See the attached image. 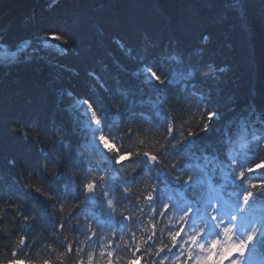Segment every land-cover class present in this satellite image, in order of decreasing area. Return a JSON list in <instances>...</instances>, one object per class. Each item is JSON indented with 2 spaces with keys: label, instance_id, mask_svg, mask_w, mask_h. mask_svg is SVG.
I'll return each mask as SVG.
<instances>
[{
  "label": "trees",
  "instance_id": "trees-1",
  "mask_svg": "<svg viewBox=\"0 0 264 264\" xmlns=\"http://www.w3.org/2000/svg\"><path fill=\"white\" fill-rule=\"evenodd\" d=\"M0 50L18 55L17 61L0 62V205L19 206L0 208V224L8 229L0 230L5 264L22 236L28 237L17 251L22 264H86L90 254L97 264H128L142 254L141 264H159L166 253L157 257L147 248L170 244L167 233L179 215L174 207L159 216L162 204L182 206L180 190L191 198L205 187L173 176L212 180L216 170L212 163L205 167V154L224 163L235 158L245 170L254 166L250 161L264 160V0H0ZM158 98L167 99L160 108L178 137L197 132L172 150L180 156L159 157L169 167L183 162V168L171 175L163 168L155 172L141 157L117 164L106 150L108 158L86 146L95 111L110 146L158 154L166 139L165 119L153 107ZM54 167L56 179L49 175ZM77 173L105 177L94 204L85 201ZM248 176L258 183L264 172ZM25 183L45 184L56 201ZM157 185L160 204L152 213L144 197ZM235 187L226 186V192ZM102 191L119 201L115 211ZM252 204L262 205L255 215L264 219V199ZM17 211L34 218L27 227ZM149 216L157 224L155 243L135 252L150 234ZM68 243L73 252L62 257Z\"/></svg>",
  "mask_w": 264,
  "mask_h": 264
},
{
  "label": "snow or ice",
  "instance_id": "snow-or-ice-1",
  "mask_svg": "<svg viewBox=\"0 0 264 264\" xmlns=\"http://www.w3.org/2000/svg\"><path fill=\"white\" fill-rule=\"evenodd\" d=\"M207 39V37H205ZM172 59H177V57H172ZM148 71V69H145ZM159 76L160 73H157ZM147 79V77H146ZM160 83L166 82L163 78L159 80ZM69 95H71L69 93ZM79 104V101L77 102ZM167 104V99L161 100L158 98L153 104V107L159 106V113L163 115L166 123V131H164V136L166 137L165 142L160 144L158 154H154L151 151H145L139 149L136 153L127 152L123 153L121 150L110 146L108 139L103 133L99 136V141L102 143L103 148L111 153L114 157L115 163L124 164L125 161L131 160L133 157H141L151 164L152 169L155 172H160L161 168L165 169L168 174L171 175L173 170L179 165L183 168V162L178 164H172L170 167L166 165L159 157L164 156L165 153L172 155V159H175L180 155H173V149H177L181 144L188 140L189 137L197 135L196 131L189 130L187 135L181 132L179 137L177 136L176 129L172 124H169L168 113L166 109L161 111L160 106ZM215 113H212L214 117ZM91 119H94L97 124V128L93 131H99V125L102 124V116L97 112H93ZM27 135V132H24ZM253 140L259 142V138L253 136ZM175 141V143H173ZM144 144V141H140ZM243 147V145H241ZM43 151V149H41ZM195 155V153H193ZM203 160L207 164H214L216 175L210 181L208 180H198L192 175H188L185 179L182 175L173 176V179L178 181H183V184L194 185L201 184L205 185L204 190L196 193H191V203L188 201L184 202V206L172 205L170 203H163L161 209L158 213L159 216L163 217L166 213L171 211L174 207L176 212L179 214L177 217L178 224L175 226V230H169L167 235L170 240L169 243H155L154 238L157 236V224L152 216H149V221L151 222L150 234L147 235V239H141L134 248L135 252H140L141 248L147 243V241H154L155 251L152 247L147 248L148 254H154L160 257L161 253H166L160 260L159 264H165L169 260L170 255H174V259L171 264H206L207 261L212 260L213 255H215L214 264H224V261L228 259L229 264H264V219H249L247 217L248 207L257 198L264 199V178H261L258 183L253 182L248 174H254L257 171L264 172V160L259 162L250 161L254 164L253 167H248L246 170L243 164L237 165V160L233 158L230 162L224 163L223 161L217 162L215 156L209 157L208 155H203ZM14 163V162H13ZM234 166L239 167L237 172ZM44 167L48 168L47 162L44 163ZM49 172V175L56 179L59 175V168L54 167ZM72 176V170H69ZM152 173V170L148 171ZM79 182V186L82 188V193L85 195V200L88 196H96L97 189L100 182H106L104 176H100L98 179L96 177L83 179ZM31 176V173L29 174ZM30 180L28 177L23 178V181ZM239 181V183H236ZM247 183V187L244 185ZM235 184V189L228 193L226 192V186H231ZM45 184L36 183H25V189L31 188L35 192L43 195L44 197L56 201L55 195L45 188ZM124 192L131 193L132 189L125 187ZM158 191L160 192L159 185L156 186L155 191H148L144 200L152 213H157V205L160 204V196H158ZM227 194L229 199H225L224 195ZM99 195L103 198L104 203L112 211H115V206L119 201H115L112 198H108L110 193L108 191H102ZM171 199V197H168ZM243 205L244 207H242ZM55 208V203L52 205ZM11 207L14 210L18 209V205H0V208L6 209ZM64 209V204L59 205V210ZM16 215L21 218L24 226L27 227L28 222L33 217L25 215L23 211H17ZM123 219L128 221H133L132 216H124ZM201 221L202 226L199 228L193 227L192 225L196 220ZM0 220H3V211H0ZM228 220L226 223L225 221ZM169 224L172 223L171 218L168 221ZM59 229L63 230L65 224L59 223ZM186 229H191L187 232ZM205 229H220L223 233L224 239L221 240L219 235H216L214 239L211 240L210 244L205 245L199 243L203 239V233ZM0 230L7 232L8 229L5 225L0 224ZM239 233V235H237ZM115 234V233H114ZM96 233L93 231L92 236ZM235 237V238H234ZM133 239H135V234L133 233ZM28 237L22 236L16 242V250L12 252V258L6 261V264H22V261L17 257V251H22L24 247L27 246ZM219 245V250L215 251L216 246ZM180 246V251L173 254L172 249ZM195 246V247H193ZM196 248H199V252H196ZM82 251V249H77V252ZM73 252V244L68 243L66 245L65 253L61 254L62 257L67 256ZM143 259V254L139 257H134L129 259L128 264H135L136 259ZM0 264H5L4 261H0ZM44 264H48L47 261ZM79 264H85V261L81 259ZM87 264H93L91 254L87 258ZM106 264H111V261H106ZM152 264H157V261L153 260Z\"/></svg>",
  "mask_w": 264,
  "mask_h": 264
},
{
  "label": "rangeland",
  "instance_id": "rangeland-1",
  "mask_svg": "<svg viewBox=\"0 0 264 264\" xmlns=\"http://www.w3.org/2000/svg\"><path fill=\"white\" fill-rule=\"evenodd\" d=\"M18 59V55H17V52L16 51H6V50H0V62L1 63H10V62H14V61H17ZM97 127H94V129H96ZM101 142L99 141V144ZM226 223L228 221H225ZM191 230H189L190 232ZM203 234H209L211 237H214L213 236V233L212 231H209V229H205V232ZM221 240L224 239L223 237V234L222 236L220 237ZM235 238V237H234ZM214 239V238H213ZM211 240L210 239H206V240H203V241H200L199 243H202V244H205V245H208L210 244ZM219 245L216 246V249L215 251H218L219 248H218ZM220 247V246H219ZM214 260H215V255H213L212 257V260H210L208 262V264H214ZM135 264H138V262L136 261ZM224 264H229V261L228 259H226V262L224 261Z\"/></svg>",
  "mask_w": 264,
  "mask_h": 264
},
{
  "label": "water",
  "instance_id": "water-1",
  "mask_svg": "<svg viewBox=\"0 0 264 264\" xmlns=\"http://www.w3.org/2000/svg\"><path fill=\"white\" fill-rule=\"evenodd\" d=\"M87 195V194H85ZM96 200V196H88L87 201L94 202Z\"/></svg>",
  "mask_w": 264,
  "mask_h": 264
},
{
  "label": "clouds",
  "instance_id": "clouds-1",
  "mask_svg": "<svg viewBox=\"0 0 264 264\" xmlns=\"http://www.w3.org/2000/svg\"><path fill=\"white\" fill-rule=\"evenodd\" d=\"M209 261L206 262V264H208Z\"/></svg>",
  "mask_w": 264,
  "mask_h": 264
}]
</instances>
